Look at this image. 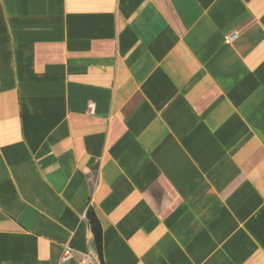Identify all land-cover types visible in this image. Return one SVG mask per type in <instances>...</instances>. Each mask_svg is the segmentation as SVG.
Instances as JSON below:
<instances>
[{"label": "crops", "instance_id": "0c3cea01", "mask_svg": "<svg viewBox=\"0 0 264 264\" xmlns=\"http://www.w3.org/2000/svg\"><path fill=\"white\" fill-rule=\"evenodd\" d=\"M89 251L264 264V0H0V264Z\"/></svg>", "mask_w": 264, "mask_h": 264}, {"label": "built area", "instance_id": "2783aa9c", "mask_svg": "<svg viewBox=\"0 0 264 264\" xmlns=\"http://www.w3.org/2000/svg\"><path fill=\"white\" fill-rule=\"evenodd\" d=\"M236 34L230 36L229 41L236 38ZM73 259V250L72 248L68 247L65 249L61 261L62 263L69 262V260ZM79 264H101V260L99 259V255L94 252H86L80 258Z\"/></svg>", "mask_w": 264, "mask_h": 264}]
</instances>
